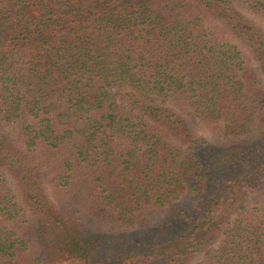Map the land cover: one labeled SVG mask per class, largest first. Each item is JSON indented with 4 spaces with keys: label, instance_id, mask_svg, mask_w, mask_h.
Returning <instances> with one entry per match:
<instances>
[{
    "label": "trees",
    "instance_id": "trees-1",
    "mask_svg": "<svg viewBox=\"0 0 264 264\" xmlns=\"http://www.w3.org/2000/svg\"><path fill=\"white\" fill-rule=\"evenodd\" d=\"M243 10L264 23V0H0V264H264Z\"/></svg>",
    "mask_w": 264,
    "mask_h": 264
},
{
    "label": "rangeland",
    "instance_id": "rangeland-1",
    "mask_svg": "<svg viewBox=\"0 0 264 264\" xmlns=\"http://www.w3.org/2000/svg\"><path fill=\"white\" fill-rule=\"evenodd\" d=\"M243 12L245 13L246 16H248L249 18L253 19L256 22V24L258 26H260L264 30V23L261 20L254 18L246 10H243ZM191 124L200 134H202V136H204L206 139L210 140L209 136L204 131H202L199 127H197L195 122L191 121ZM0 132H2L4 135L8 136V138H10V139H15V132L11 128H9L7 126H3L1 123H0ZM44 187H45L46 192L48 194H50V197H52L51 193H50L51 191H50V188H49V184H48V181L46 180V178H44ZM201 259H202L201 255L197 256V257H195L192 260L191 264H195V263L201 261Z\"/></svg>",
    "mask_w": 264,
    "mask_h": 264
}]
</instances>
